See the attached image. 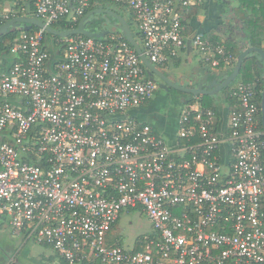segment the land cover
Returning <instances> with one entry per match:
<instances>
[{
  "label": "built area",
  "instance_id": "2783aa9c",
  "mask_svg": "<svg viewBox=\"0 0 264 264\" xmlns=\"http://www.w3.org/2000/svg\"><path fill=\"white\" fill-rule=\"evenodd\" d=\"M105 2L130 12L157 67L167 69L186 47L181 8L195 0H30L47 25L78 24ZM25 13L0 12V22ZM45 32L20 30L10 47L16 60L0 72V217L13 233L65 264H264L255 88L242 81L230 88L224 132L212 108L184 102L169 143L129 114L157 84L120 31L56 39L60 58L52 64ZM192 46L212 71L236 61L203 35ZM136 209L155 237L144 235L143 250L108 244L121 212Z\"/></svg>",
  "mask_w": 264,
  "mask_h": 264
},
{
  "label": "water",
  "instance_id": "95a60500",
  "mask_svg": "<svg viewBox=\"0 0 264 264\" xmlns=\"http://www.w3.org/2000/svg\"><path fill=\"white\" fill-rule=\"evenodd\" d=\"M99 13H103V14L109 15L112 18H114L115 22L113 26L111 28L102 27L101 30H98V31H91L90 29H87L86 25L89 23V18L92 15L99 14ZM33 27H37L38 29L39 28L44 29L47 33L56 35L59 37H67L69 35H74V34H83V35H89L93 37H103L109 32L120 31L123 34L124 38L133 46V48L139 55L141 62L147 69L148 76L154 80L156 77L160 79L161 83L158 84L159 88L168 89V87H172L178 91L188 93L189 95H212L228 87L237 78L239 71L241 69L243 60L250 55H256V54L259 55L258 58L259 60H261V62H259L258 58L255 59V62L258 63L259 67H263V71H264V49L262 47H255V46L249 45L243 49H240V52L236 57V61L233 65V68L229 74L222 76L216 72L215 73L213 72L214 73L213 78L208 79V76H203V77H200L199 79L194 78L192 85L182 84L181 82L170 79V77H168L166 73L168 68L167 69L160 68L152 64L148 60V58L144 55L143 50L140 45V41L133 34L126 18L123 15H121L119 12L114 11L112 9H106V8H97V9H92L88 11L82 17V19L79 21L76 27L66 29V30L55 29L51 25H47L41 19L34 17V16H30L26 14L15 16V17H12L6 20L3 24L0 25V35L14 28L18 30L28 31L32 29ZM45 41H46L45 43H47V46H48L47 48L50 51V61L52 64L54 61L60 58V54H59L60 47L55 45L53 39L45 38ZM190 43H191L190 40H188L187 41L188 48L190 47ZM245 43L248 44V41L246 40ZM11 55L14 58L16 57V55H13V54ZM170 65H172V63ZM8 68L9 66L6 69ZM9 100L13 104H16V101L14 98H10ZM219 105H220L219 106L220 109L218 111L219 112V128L222 130V132H224L227 119H228V113H229L228 104L226 100L224 99V97L221 99V102H219ZM180 108L178 110V113L180 111ZM141 111H142V107H138L136 109H133L132 111H129V114H131L132 116H135L137 119L141 121H145L151 124L156 129V131L159 132L162 138L165 137L166 130L173 129L172 127L160 128L158 125L159 124L158 121H156L155 119L149 116L147 117L142 116ZM261 122H262V128L264 132V74H263V88L261 92ZM1 138H2V135L0 133V140ZM41 264H48V263H41Z\"/></svg>",
  "mask_w": 264,
  "mask_h": 264
},
{
  "label": "crops",
  "instance_id": "0c3cea01",
  "mask_svg": "<svg viewBox=\"0 0 264 264\" xmlns=\"http://www.w3.org/2000/svg\"><path fill=\"white\" fill-rule=\"evenodd\" d=\"M238 1L239 4L235 7H238L242 0H238ZM19 3H21L19 7H25L26 10L28 9L29 4L27 0H0V12L13 10L14 6ZM222 3L223 4L219 3L217 0H195L194 4L181 8V11L183 10L186 47L180 51L179 56L176 59H174L172 65H170L168 67V70L166 71V72H170L173 75L172 76L173 78H177V81L178 78L183 76L182 72L180 71L181 65L184 62H192L194 60L193 59L194 52L196 54H199L197 50L194 49V47L192 46V38L195 34L203 35L204 37L208 38L210 41L213 42L214 40L222 41V42H226V41L231 42L239 49H243L251 45L249 39L246 37V34L242 29L241 20L238 17H236V15H234V17L232 16L233 18L230 16L228 17V15L226 16L225 10L222 9L221 7V5L224 6L226 5V3L224 0H222ZM204 7H205L204 14H199L200 9ZM259 8H261L260 10H262L264 14V8L262 7ZM259 35H262V32H260ZM188 40H190L191 42L189 48L187 46ZM246 40L248 41V44L245 43ZM261 47L264 49V40L262 42ZM202 60L203 58L201 57L200 64L203 63L204 65L205 63ZM259 62H261V60H259ZM231 68H233V66L226 67L220 70H214V73L216 72L219 75H222L225 74L227 71H229ZM192 71L196 72L197 69H193ZM239 81L240 80L233 83L230 88L234 87ZM186 85H192V83ZM188 99L190 98L184 96L180 99V101L181 103H184ZM217 101L221 102V99L218 98ZM152 104L153 103L151 98L149 102L142 107V111H141L142 116L153 117L150 113H148L150 111L154 112V108ZM155 117H157V115ZM159 120H160L158 124L159 127L160 128L166 127L165 121H163L161 118ZM172 128L173 129L171 130H166L165 137H163V139L169 143L174 142V138L177 132V124L172 125ZM157 134L160 136L159 132H157ZM227 154H228V146L226 143H223L219 151V156L222 162L227 160ZM20 240L21 243H19V246L16 249L5 250L4 248H1V252L3 253V255L0 257V260L2 261L3 264H6L10 260V258L14 259L11 264H41V263L64 264V262L59 259V257L55 254V252L51 248L37 244L33 241H24L21 238Z\"/></svg>",
  "mask_w": 264,
  "mask_h": 264
},
{
  "label": "trees",
  "instance_id": "16d2710c",
  "mask_svg": "<svg viewBox=\"0 0 264 264\" xmlns=\"http://www.w3.org/2000/svg\"><path fill=\"white\" fill-rule=\"evenodd\" d=\"M27 1H28L29 5H28V9L26 10L25 14L30 15V16H35L32 12L33 10H32L30 0H27ZM20 4L21 3L16 4L14 6L13 10H20V7H19ZM257 5H259V6H257ZM221 7H222V5H221ZM259 7L264 8V1L263 0H242L238 7L233 8L234 14L236 15V17H238L241 20L242 29H243L244 33L246 34V37L249 39L250 44L252 46H255V47H261L262 42L264 40V14H263L262 10H260L261 8H259ZM95 8H106V6L94 5L89 10L95 9ZM119 13L126 18L128 24L130 25V28H131L133 34L135 35V37L136 38L139 37V33H138L137 29H136V31L134 30L135 29V26H134L135 23H134V19H133L132 15L129 14V17L126 16L124 9H122L121 12H119ZM98 15H101V14H98ZM181 15H182V22L184 24L183 10L181 11ZM109 17H111V16H109ZM112 19L114 20V18H112ZM4 22L1 21L0 25L3 24ZM51 26L55 29H58V30H66V29H70V28L77 26V24H70L69 22L62 19V20H58V21L52 23ZM37 29H38L37 27H33L32 29H30L28 31L32 32V31H35ZM19 31L20 30L14 28V29H10L6 33L0 35V72L5 70L8 66H10L16 60V58L12 57V55L10 53V47H11L13 41L15 40V38L17 37ZM260 32H262V35H259ZM45 38L46 39L50 38V39H53L55 41L56 39H59L61 37L45 32ZM44 42H46V41H44ZM213 43H214V45H216V44L225 45V47L227 49H230L231 52L236 57L240 52V49L237 48L231 42H228V41L222 42V41H215L214 40ZM45 44H46L45 46L48 47L47 43H45ZM256 58H258L257 54L256 55H250L243 60L241 69H240L239 74L237 76V79H239L242 82L250 83L255 88V91H256L255 100H256L258 106L260 107V114L258 115V123H259L258 127L260 130L263 131L262 122H261V92H262V88H263L264 71H263V68L259 67L258 63L255 62ZM231 70H232V68L229 71H227L225 74H222V76L229 74L231 72ZM231 85H232V83L228 87L223 89L224 90V99L226 100L229 109L233 106V103H234V98L230 94ZM194 97H197L203 106L211 107L216 113H219L218 112L220 109L219 101H216L214 103H212V102L207 103L206 98H210V95H189L190 99H188L187 101H193ZM262 153H263L262 158H263V162H264V149H263ZM121 214H122V212H121ZM120 215L118 217V220L120 218ZM116 224H117V222L112 226V229H111L110 234L108 236L107 243L108 244L117 243L119 245H122L120 237L115 232ZM146 234H147L148 240H150L153 237H155L156 233L153 230H149V231L144 232V233L140 234L139 236H137L135 238L133 244H132L135 249H138V250L142 249L143 250V248H144L143 243L145 241L144 235H146ZM142 246H143V248H142Z\"/></svg>",
  "mask_w": 264,
  "mask_h": 264
},
{
  "label": "rangeland",
  "instance_id": "374dc122",
  "mask_svg": "<svg viewBox=\"0 0 264 264\" xmlns=\"http://www.w3.org/2000/svg\"><path fill=\"white\" fill-rule=\"evenodd\" d=\"M219 3H222V0H217ZM226 5L222 6V9L225 10V15L228 17H234V10L233 7L237 6L239 4L238 0H224ZM104 6H106L107 9H112L117 12H121V8H119L116 4H109V2H105ZM183 8V7H182ZM205 7L200 9L199 14H204ZM125 15L129 17V12L124 11ZM224 15V16H225ZM232 17V18H233ZM92 20L94 23L101 22V20L105 22V26L107 28H111L114 24V20L109 17L108 15H98L95 14L92 17ZM235 19V18H234ZM135 23V22H134ZM135 31L137 29L136 24ZM194 60L192 62H184L181 65L180 71L182 72L183 76L178 78V81L182 84H190L193 83L194 78H200L203 76H208V79L213 78L214 73L211 71L209 65L207 64H200V55L193 53ZM193 69H197L196 72L192 71ZM177 73V72H176ZM177 80V78H176ZM239 79H235L233 83L237 82ZM184 96L189 97L188 93H184L181 91H178L172 87L169 89H163L157 87L155 90L153 97H152V105L154 108V112L157 115V120L161 118L163 121H165L166 127H172V125H175L177 122V114L178 110L181 106L180 99ZM224 97V90L219 91L216 94L210 95V98H206L207 103H214L217 101L218 98L222 99ZM3 219L0 217V257L3 255L1 252V248H4L5 250L10 249H16L19 246V243H21V236H17L13 233V230L11 226L8 224L7 221H2ZM152 229L151 223L149 222L146 215L140 210H131L130 212L123 211L120 219L118 220L115 232L120 237L122 245L125 247H131L135 238L139 236L140 234L147 232Z\"/></svg>",
  "mask_w": 264,
  "mask_h": 264
},
{
  "label": "flooded vegetation",
  "instance_id": "af4514ba",
  "mask_svg": "<svg viewBox=\"0 0 264 264\" xmlns=\"http://www.w3.org/2000/svg\"><path fill=\"white\" fill-rule=\"evenodd\" d=\"M92 10V9H91ZM90 11V10H89ZM99 14H101V15H106V14H103V13H99ZM95 15V14H94ZM93 16V15H92ZM91 16V17H92ZM107 16V15H106ZM89 18V23L86 25V28L87 29H90L91 31H98V30H101V28L102 27H104L105 26V22H104V20L102 21L101 20V22H96V23H94V21L92 20V18ZM167 73V75H168V77H170V79H173V80H176V78H173L172 76V74L170 73V72H166ZM155 81H156V84L158 85L159 83H161L160 82V79L158 78V77H156L155 78ZM170 87H168V89H169ZM148 113H150L153 117V119H155V120H157V117H155L156 115H155V113H153L152 111H150V112H148ZM13 260L14 259H11L10 258V260L6 263V264H11L12 262H13ZM2 263V261L0 260V264ZM3 264V263H2Z\"/></svg>",
  "mask_w": 264,
  "mask_h": 264
},
{
  "label": "clouds",
  "instance_id": "9594fccd",
  "mask_svg": "<svg viewBox=\"0 0 264 264\" xmlns=\"http://www.w3.org/2000/svg\"><path fill=\"white\" fill-rule=\"evenodd\" d=\"M156 82V81H155ZM158 86V85H157ZM157 89V88H156ZM194 99H198L197 97H194ZM187 102V101H186Z\"/></svg>",
  "mask_w": 264,
  "mask_h": 264
}]
</instances>
